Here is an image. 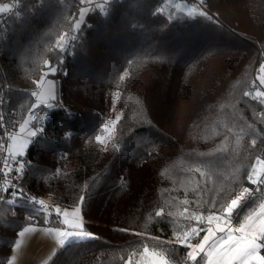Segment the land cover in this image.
<instances>
[{
  "label": "trees",
  "instance_id": "trees-1",
  "mask_svg": "<svg viewBox=\"0 0 264 264\" xmlns=\"http://www.w3.org/2000/svg\"><path fill=\"white\" fill-rule=\"evenodd\" d=\"M79 1L27 0L0 50V133L13 111L22 123L38 104L48 69L62 78L65 106L49 112L20 158L21 182L32 198L80 206L93 238L70 241L48 264H127L145 245L191 264L176 237L205 228L192 217L220 214L255 187L247 177L264 160V104L252 97L264 0H204L191 16L168 0H116L107 16L86 17L92 27H81L82 44L63 63L61 37L76 31ZM115 93L120 119L104 148L96 137ZM32 198L0 202V264L26 225H62Z\"/></svg>",
  "mask_w": 264,
  "mask_h": 264
},
{
  "label": "snow or ice",
  "instance_id": "snow-or-ice-1",
  "mask_svg": "<svg viewBox=\"0 0 264 264\" xmlns=\"http://www.w3.org/2000/svg\"><path fill=\"white\" fill-rule=\"evenodd\" d=\"M10 10L8 5L0 7V12ZM83 14L82 10L80 13L81 19H83ZM189 15H192V11L189 12ZM75 28L79 29L80 23H76ZM66 35L67 33H65V36ZM63 40L64 37H61V42H63ZM57 46L59 47L60 45L58 44ZM51 70L55 72L56 69L52 68ZM258 86L264 87V76L258 77ZM33 95H37V93H33ZM245 95H248V93H245ZM255 95L264 97V91H256ZM48 99L55 100V96H49ZM39 104L45 105L48 108L55 106L42 97L39 99ZM117 119H119V117H117ZM112 123L114 122H110V124ZM108 129L109 125H105V131ZM20 131L21 133L24 132L23 126H21ZM31 134L34 135L35 133ZM67 135L70 136L71 133H67ZM8 139L13 142L15 147L14 154L23 155L27 141L20 140L17 142L15 136H9ZM96 139L100 141V143L104 142L99 136H97ZM253 144H255V141H253ZM256 164L261 166V170L258 172L257 167L253 166L251 174L248 175L247 179L252 184H264V160L257 159ZM4 191H6V189H4ZM248 194H250L249 189L244 188L235 198H232L226 206L221 205L223 211L220 214H209L206 217H192V219L198 221L200 224H207L208 227L206 229H197L193 227L190 231L184 232L182 235L176 237L177 243L183 244L188 249H191L187 253L191 261H196L197 257L203 254L202 259L204 264H257V262H259V264H264V254H261V251L264 250V200H262L257 207L252 209V211L244 215L237 227L232 226L231 217L234 211L240 208L242 201ZM83 199V197L80 198L81 203ZM38 203L41 206L44 205L43 200H39ZM55 211L59 216H62L61 222L64 225L73 229L81 228L78 215L81 211L80 207H75L71 212L60 208H56ZM185 211H187V209H185ZM157 215H161V213H157ZM201 230L205 231L206 234L203 235L197 243H189V239L192 236H198ZM48 231H55L57 237L60 238L61 244L65 242L68 236L73 234L91 235L83 230L73 232L62 229H48ZM225 233L226 235H224ZM21 235H23V233H21ZM132 255H137V253H132ZM139 256L141 258L140 264H169L163 251H156L155 249L150 251L147 245L143 247V251L139 253ZM128 264H133L131 256L128 258Z\"/></svg>",
  "mask_w": 264,
  "mask_h": 264
},
{
  "label": "rangeland",
  "instance_id": "rangeland-1",
  "mask_svg": "<svg viewBox=\"0 0 264 264\" xmlns=\"http://www.w3.org/2000/svg\"><path fill=\"white\" fill-rule=\"evenodd\" d=\"M168 2L171 3L176 10H181V11H184L187 13L193 10V6L187 5L181 0H168ZM82 10L83 9H81V11ZM81 11H80V13H81ZM83 13H84L83 19H81L80 15H79V19L76 22V23H80V28H81L82 24L84 23V20H85L86 15H87L86 10H83ZM80 28L79 29L75 28V30H80ZM51 69H48L45 72V74H43V76L38 81V91H37V95H36V102L37 103H39V99L42 97L43 99L48 100L49 103H53L55 105V102H54L55 100H49L48 98H49V96H52V95L55 96V81H54V79L57 77L58 70L53 72ZM255 75H256L257 79L259 76H264V62H262L259 67H257ZM116 95L117 94L115 93L111 98L112 99L111 112L109 113V115L106 116L105 125H109V129L107 131H105V125H104L102 132L98 135L104 141L103 143H101L104 148H106L107 145L109 144V142L112 140V138L114 136V131L116 129V125L120 119V114L115 110V106H114L115 102H116ZM51 108H53V107H51ZM117 117H119V119H117ZM110 122H114V123L110 124ZM21 126H23V128H24L23 133H21V131H20ZM18 130H19L18 133L15 135L17 142H19L20 140H25V141H27V144L25 145V151H24L23 155H15L14 154L15 153V147H14L12 141L8 145V147H7L8 156L10 158L16 159V160L17 159L20 160V158L22 159V157L25 156V154H26L27 150L29 149L31 143L33 142V138L37 135V131L35 129H33L29 117H27L25 119V121L20 124ZM31 133H35V134L33 135ZM254 166L257 167L258 172L261 170V166L257 165L256 163L254 164ZM254 185L256 187L255 193H254L256 195L255 200L252 203H248L245 200L242 201L240 208H238L236 211H234V213L231 217L233 227H237L239 225V223L241 222L243 216L246 215L248 212L252 211V209L257 207L258 204L262 200H264V184H254ZM39 200H43L44 205L41 206L38 203L39 204L38 206H35V205L34 206L37 208V210L40 213L41 212L45 213L47 216H49L52 212H54V214L58 215L55 211L56 208H60L62 210H68L69 212L73 211V209L75 208L74 207V208L69 209V208H63V207L59 206L58 201L56 200L54 195L53 196L48 195V196H45V198H43V197L38 198V201ZM22 204L23 203H21V202L17 203L16 207L20 206V205L22 206ZM76 207H80V206H76ZM78 215H79V221L81 224L80 229L69 228L68 226L64 225L62 222H61V224H62L61 226H45V225L41 226V225L34 224V223H30V224L26 225L17 234L16 241H15V244L12 248V252H11V255L9 257L7 264H48L52 260V258L57 254V252H59L62 248H64L70 241H72L71 239H68V237H67L65 239V242L63 244H61L60 238L57 237L55 231L49 232L48 229H62L65 231H73V232L83 230L84 218L82 216L81 211ZM196 216H199V215H196ZM59 217L62 221V216H59ZM240 217H241V219H240ZM237 220H239V221L237 222ZM196 222H198V221H196ZM204 225H205L204 229H206L208 227V225L207 224H204ZM200 226L201 225H198L196 228L202 229V228H200ZM202 232H203V234L200 235ZM21 233H23V235H21ZM205 234H206V232L201 230L198 236H192L189 239V243H192V244L197 243ZM73 235L78 236L76 238H72L73 240H77V241L87 240V239L93 238L92 235H80V234H73ZM218 235H221V234H218ZM224 235H226V233ZM149 250L152 251L153 249L149 248ZM190 250L191 249H189V251ZM261 254H262V252H261ZM202 257H203V254L198 256L197 260L199 259L201 264H204ZM165 258L167 259L166 256H165ZM140 259H141L140 256L136 257L135 259H132L133 264H140ZM168 262H169V264H172L169 260H168ZM194 262L195 261H192L191 264H194ZM257 264H259V262H257Z\"/></svg>",
  "mask_w": 264,
  "mask_h": 264
},
{
  "label": "built area",
  "instance_id": "built-area-1",
  "mask_svg": "<svg viewBox=\"0 0 264 264\" xmlns=\"http://www.w3.org/2000/svg\"><path fill=\"white\" fill-rule=\"evenodd\" d=\"M27 0H9L7 4L10 11L4 12V21L0 23V50L3 47L2 39L4 38L5 32L3 31L7 25L9 19H20L21 17V8L23 4ZM116 0H80L78 2L79 6L86 10L87 15H98V16H107L108 10L110 6ZM185 4L191 6H200L202 7L204 0H182ZM40 2V0H39ZM86 25L88 29L92 27V25L84 20L82 26ZM81 26V27H82ZM81 29V28H80ZM85 33L79 30H76L72 35L66 37L62 44V52H63V63L68 57H73L75 54V49L80 47L82 44V39L84 38ZM256 73V72H255ZM55 81V106L53 108H48L45 105L36 104L34 105L29 113L28 117L30 118L33 129L40 132L46 121L48 119L49 112L52 109H63L65 106L63 97H62V78L56 77ZM254 91L252 93V97L258 99L262 104H264V97L256 96V91H264V87L258 86V79L255 75L254 77ZM9 99L7 100V104ZM35 117V118H33ZM10 121L12 125H8L6 122L2 125V132L0 133V202H4L10 204L12 206H16L17 203H20L19 199L27 194L32 198L26 190L21 180L26 175V169L23 163L20 160L12 159L8 156L7 147L11 143V140L8 139L9 136H15L18 133V129L20 126V120L18 115L13 111L10 114ZM36 136L33 138L35 140ZM10 169V170H9ZM256 187H248L249 193L245 196L244 200L248 203H252L255 200ZM6 189V191H4ZM244 189V188H243ZM241 189L237 195L243 190ZM32 203L38 206V198H32Z\"/></svg>",
  "mask_w": 264,
  "mask_h": 264
},
{
  "label": "crops",
  "instance_id": "crops-1",
  "mask_svg": "<svg viewBox=\"0 0 264 264\" xmlns=\"http://www.w3.org/2000/svg\"><path fill=\"white\" fill-rule=\"evenodd\" d=\"M58 216V215H57ZM59 219H60V217H58ZM60 221H61V219H60ZM76 232V231H75ZM76 237H78L77 235H71V236H68V239H71V240H73L72 238H76ZM67 239V240H68ZM128 264V263H127Z\"/></svg>",
  "mask_w": 264,
  "mask_h": 264
}]
</instances>
